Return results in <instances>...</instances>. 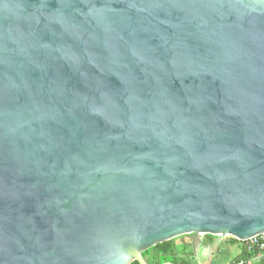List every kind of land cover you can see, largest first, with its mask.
<instances>
[{
	"label": "water",
	"instance_id": "water-1",
	"mask_svg": "<svg viewBox=\"0 0 264 264\" xmlns=\"http://www.w3.org/2000/svg\"><path fill=\"white\" fill-rule=\"evenodd\" d=\"M207 234H264V0H0V264Z\"/></svg>",
	"mask_w": 264,
	"mask_h": 264
},
{
	"label": "trees",
	"instance_id": "trees-1",
	"mask_svg": "<svg viewBox=\"0 0 264 264\" xmlns=\"http://www.w3.org/2000/svg\"><path fill=\"white\" fill-rule=\"evenodd\" d=\"M212 235H204L202 246H208L212 243ZM231 243L238 242L234 238H229ZM189 245L185 243H175V238L160 242L153 247L144 250L141 255L145 259L147 264H162L169 262L172 264H194L192 255H189ZM254 254L248 252L245 247L241 246L240 252L232 259L229 264H247L246 261L250 259ZM130 264H138L137 261H132ZM250 264H264V262H253Z\"/></svg>",
	"mask_w": 264,
	"mask_h": 264
},
{
	"label": "crops",
	"instance_id": "crops-1",
	"mask_svg": "<svg viewBox=\"0 0 264 264\" xmlns=\"http://www.w3.org/2000/svg\"><path fill=\"white\" fill-rule=\"evenodd\" d=\"M190 239V237H189ZM203 237L201 238V244L198 248L196 254L190 249L191 239L189 241L183 240H175V243H185L189 245L190 254L192 255L194 261L201 258L203 259V264H228L232 259L240 252L241 245L238 242L231 243L229 239H225V237L219 242L218 248L211 255H208L207 249L208 246H202ZM206 247V248H205Z\"/></svg>",
	"mask_w": 264,
	"mask_h": 264
},
{
	"label": "built area",
	"instance_id": "built-area-1",
	"mask_svg": "<svg viewBox=\"0 0 264 264\" xmlns=\"http://www.w3.org/2000/svg\"><path fill=\"white\" fill-rule=\"evenodd\" d=\"M248 252H253V256L246 261L247 264L253 262H264V234L251 237L245 241H238Z\"/></svg>",
	"mask_w": 264,
	"mask_h": 264
},
{
	"label": "rangeland",
	"instance_id": "rangeland-1",
	"mask_svg": "<svg viewBox=\"0 0 264 264\" xmlns=\"http://www.w3.org/2000/svg\"><path fill=\"white\" fill-rule=\"evenodd\" d=\"M189 237H190L189 235H182V236H179V237H175V240H183V239H184L185 241H189V240L191 239V238L189 239ZM202 237L204 238V236H202ZM229 238H231V237H228V236L225 237V239H229ZM238 243H239V242H238ZM240 245L242 246L241 243H240ZM190 247H191V246H190ZM190 247H189V248H190ZM205 248H206V247H205ZM190 249H191V248H190ZM191 250H192V249H191ZM198 250H201V248H198V247H197V250H196V251H198ZM189 255H191V254L189 253ZM230 262H231V261H230ZM230 262H229V263H230ZM193 263H194V264H203V259L199 258V259L195 260ZM229 263H228V264H229Z\"/></svg>",
	"mask_w": 264,
	"mask_h": 264
}]
</instances>
